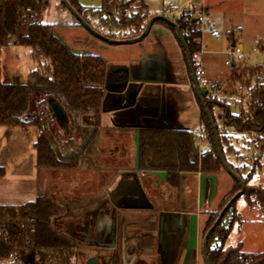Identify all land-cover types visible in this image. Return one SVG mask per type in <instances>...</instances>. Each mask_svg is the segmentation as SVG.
Returning <instances> with one entry per match:
<instances>
[{"label": "crops", "instance_id": "1", "mask_svg": "<svg viewBox=\"0 0 264 264\" xmlns=\"http://www.w3.org/2000/svg\"><path fill=\"white\" fill-rule=\"evenodd\" d=\"M248 1L250 0L200 1V9L205 12V22H217V25L224 27L232 48L238 45L243 49L240 39L245 26L252 19L244 4ZM191 5L193 3L189 4ZM43 23L55 25L56 37L73 53L103 57L96 52H76L62 37V24L50 21ZM70 26L79 28L76 19ZM235 29L238 30L237 34H233ZM213 32L218 30H212L211 35ZM212 37L219 38V32ZM255 38L258 42L264 38V34ZM199 43L203 61L208 55L220 53V46H211L204 41L203 33ZM112 46L119 48L113 55H104L107 72L124 70L128 73V80L104 86L100 131L91 160L75 169L38 167L34 149L40 133L38 128L0 126V133H7L6 144L0 150V180L8 179L9 176L10 166L5 159L7 153L10 154L14 145L22 143L21 139H31L33 141L30 146L36 158L32 154L33 159L31 163L29 161L27 169H24V164H20L22 171L18 172L22 173L15 175L14 180H25L30 172L37 171L46 187L43 195L52 197L60 194L66 213L58 223L70 233H78L84 246H93V255L89 259L96 260L99 264L100 257L106 250L109 259L117 253L120 264H205L202 244L209 216L218 212L223 201L232 193L234 179L225 170L218 174L181 173L179 186L174 189L169 185L165 172L138 169L139 130L149 128L193 132V128L202 123L198 98L189 79L181 45L166 26L154 24L141 42ZM232 66L237 64L232 63ZM202 82L219 81L203 75ZM250 89V85H245L241 94L244 103ZM206 93L209 94V91L206 90ZM81 123L85 128L92 127V116H82ZM227 128L233 129L236 137L242 136L234 128ZM200 137L204 140L206 135ZM207 147L209 149L208 142ZM27 151L28 148H25L18 157ZM89 167L91 179L85 182L83 179H73L72 190H77L73 193L64 191L52 179L55 174L63 176L60 171L65 170L76 171V175H88ZM251 183L259 184L253 179ZM19 190L17 188L5 194L25 198L24 192ZM243 199V204L240 205L238 200L235 206L239 220L230 234L235 238L230 245L226 242V246L234 247L241 243L245 253L258 254L264 251L251 252L246 251V248L248 244H259L256 234L264 231V216L258 208L249 207L245 198ZM0 205L14 206L4 201H0Z\"/></svg>", "mask_w": 264, "mask_h": 264}, {"label": "trees", "instance_id": "2", "mask_svg": "<svg viewBox=\"0 0 264 264\" xmlns=\"http://www.w3.org/2000/svg\"><path fill=\"white\" fill-rule=\"evenodd\" d=\"M68 1L96 31L114 40L137 38L148 21L157 16L150 12L144 0H103L99 9L84 8L78 0ZM48 5L49 0H0V50L11 45L28 48L30 58L36 65L29 74L28 82L22 84L16 77L11 83L4 82L0 63V126L37 127L40 132L34 144L37 166L75 169L91 160L95 151L105 84L125 83L128 73L124 70L108 73L103 57L73 53L56 37V26L42 22L43 10ZM174 21L182 32L191 56H194L201 48L199 40L202 30L197 28L199 22L186 13ZM155 24L166 26L178 40L174 27L161 21ZM77 25L82 26L78 22ZM183 54L193 85L184 50ZM247 72L255 79L246 100L248 111L224 116L225 128L232 127L247 136L248 144L258 153L251 158L252 166L246 176L245 169L229 160L232 145L226 131L220 129L211 115L223 159L245 184L242 197L249 207H257L264 216V188L249 186L261 168L264 156V66L258 65ZM207 97L208 93H203L206 103ZM50 98L56 99L68 116L70 125L67 137L48 107ZM199 107L209 149L200 153L197 135L189 130L143 128L139 130L140 171L165 172L169 185L174 189L179 186L181 173L218 174L224 171L209 121L200 103ZM208 109L212 113L209 105ZM84 115L92 116V127L82 126L81 118ZM234 183V190L223 201L220 210L210 214L204 236L223 207L240 191L239 184L235 180ZM236 203L226 212L209 238L210 264H264V252L247 254L241 243L234 247L226 246L232 228L239 220ZM65 213V205L47 195L20 206L0 205V262L75 264L78 236L76 233L67 235L55 227ZM108 264H120L119 255L115 253Z\"/></svg>", "mask_w": 264, "mask_h": 264}, {"label": "rangeland", "instance_id": "3", "mask_svg": "<svg viewBox=\"0 0 264 264\" xmlns=\"http://www.w3.org/2000/svg\"><path fill=\"white\" fill-rule=\"evenodd\" d=\"M103 0H78V3L84 8H93L99 9L102 6ZM148 4L150 12H157L161 15L164 13L165 17L174 21L182 13L188 14L194 20L199 19L198 29L202 30L204 41H206L211 46L219 47L220 53L216 55H208L204 58L205 61L201 58L200 50L192 56V60L198 59L202 61V70L205 75L211 79H216L219 82H207L201 83V77H199V86L205 88L209 91L207 97V105H209L214 118L216 119L217 124L221 130L226 131L230 145H232V153L228 155V158L236 166H241L244 170L245 176L248 174L252 162L251 158L258 153H255L252 145L248 144V138L245 135L236 137V134L233 129L225 128L224 116L227 113L233 115L240 114L241 112H247L246 102L244 103L243 97L241 94L244 92L245 85H250L251 88L255 84V79L248 75V70L253 69L254 67L261 65L264 66V38L256 42V36L259 34H264V0H250L247 3L245 2V8L248 9L252 19L245 26L244 34L240 39V43L243 45V54L242 59L237 60L234 56V47L232 48L231 43L227 41V34L224 27L217 25V22L214 24L210 22L209 24L205 22V16H201L195 11L188 12V6L190 3H193L196 10L201 8V0H144ZM172 5V10L169 6ZM187 10V11H186ZM167 11H174L176 13L175 17H172L171 14ZM204 11V10H203ZM203 19V23H202ZM50 21L55 24H62L60 33L62 37L67 41L71 47L78 53L83 52H96L106 56L115 54L117 46L108 45L105 42H102L94 38L86 29L79 26L75 28L70 26L72 22L75 21L74 16L65 8L61 0H49V5L43 10L42 22ZM175 22V21H174ZM163 26L162 24H159ZM78 26V25H77ZM217 29L219 32V38H213L211 31ZM230 33V32H229ZM238 33V30H233V34ZM255 48L257 50H255ZM263 48V50H262ZM205 49V48H204ZM105 56V57H106ZM188 60V59H187ZM234 62L237 66H232ZM193 62V61H192ZM228 62H230L228 64ZM0 63L3 67V81L6 83H11L13 78H18L19 82L25 84L28 82L29 73L36 67L34 62L30 58V50L28 48L19 47L11 45L4 48L0 52ZM198 79V78H197ZM236 94V95H235ZM249 95V94H248ZM247 95V97H248ZM247 100V99H246ZM206 102V101H205ZM212 116V115H211ZM7 133L1 131L0 133V150L1 147H4L6 144ZM200 144V152L204 153L208 150L207 139H201L200 136H197ZM22 143L14 145L10 154L7 153L5 159L9 163V176L8 179L0 180V201L4 203H9L14 206H18L21 203L26 201H32L35 197L45 194L43 190L46 189L44 182L35 173L30 172V175L26 176L25 180H14L15 175H19L18 170L20 169V164H24L27 169L28 163L33 159V155L36 158L34 151L32 150L30 144L33 140L24 138L21 139ZM28 148V153L24 152L21 157H18L22 151ZM235 156L239 158H235ZM17 160L19 163H17ZM13 163V164H12ZM17 163V165H16ZM261 168L257 170L253 180L259 184L250 183V188H264V156L261 160ZM23 166V165H22ZM16 167V169L14 168ZM105 167H108L106 165ZM88 175H76V171H60L63 172L62 175H53L52 179L56 181L57 186L61 185L62 189L67 192H76L77 190H72L74 186L71 184L73 179H83L84 182L90 180L91 169H88ZM22 171V170H21ZM69 183V184H68ZM19 188L20 192H24L25 198L21 196H7L5 192H10L17 190ZM54 188H56L54 186ZM57 201H61L60 194L53 195ZM244 199H239V204H243ZM8 205V204H7ZM257 208V207H256ZM58 223V222H57ZM56 229L61 232L69 234L68 230L63 229L60 224H56ZM78 236V233H76ZM253 236V235H252ZM235 236L232 235L228 239L227 243L230 245L234 240ZM254 237L252 238V241ZM256 240L259 244H248L246 251L251 252H261L264 251V231L257 232ZM76 241L79 245L78 254L75 259V264H89V257L93 255V246H84L82 240L79 239V236L76 237ZM104 255L101 256V261L99 264H108L109 263V253L105 250ZM8 264L6 262H0V264Z\"/></svg>", "mask_w": 264, "mask_h": 264}, {"label": "water", "instance_id": "4", "mask_svg": "<svg viewBox=\"0 0 264 264\" xmlns=\"http://www.w3.org/2000/svg\"><path fill=\"white\" fill-rule=\"evenodd\" d=\"M61 1H62V4L65 6V8L68 9V11L74 16V18L77 20V22L80 23L91 35H93L95 38L101 40L102 42H105V43L110 44V45H130V44H135V43L141 42L143 39L146 38V36L149 34L152 26L157 21L164 22V23H166V24H168V25H170V26L175 28L178 40L181 43V46H182L183 50L185 51V54H186L187 59H188V65H189L190 72H191V78H192L194 90L196 92L198 101L200 103L201 108L203 109L204 113L207 116V119L209 121L211 130H212V132L214 134L218 156H219V159L222 162L223 169L240 186V191L227 202V204L220 211V213H219L215 223L213 224V226L207 231L206 235L204 236V240H203V244H202L203 260H204L205 264H210V261H209V258H208L209 238H210L211 234L215 231V229L218 227V225L221 223L222 219L224 218V215L230 209V207L233 205V203L238 201L244 195L245 184H244L242 178L239 177L237 174H235L233 172V170L226 164V162L223 159V155L221 153L220 143H219V139H218V135H217L216 126H215V123H214V121L212 119L210 111L208 109V105H207V103L205 102V100L203 98V93H205L206 90H205L204 87H200L199 86V82H198V79H197V77L195 75V71H194V68H193L192 56H191V53H190V51L188 49V46H187L184 38H183V35H182V32H181L179 26L173 20H171V19H169V18H167V17H165L163 15H157V16L151 18L148 21V23L146 24L142 34L140 36H138L137 38H133V39H129V40H114V39H110V38L104 36L103 34L99 33L98 31H96L90 24H88L80 16V14L74 9V7L69 3L68 0H61ZM233 46H235V44H233ZM47 103H48V107H49L50 111L53 114L54 120L57 122V124L60 127V129L63 132V134L67 137L68 136L70 122H69L68 116H67L64 108L54 98L48 99ZM89 264H97V261L96 260H90Z\"/></svg>", "mask_w": 264, "mask_h": 264}, {"label": "built area", "instance_id": "5", "mask_svg": "<svg viewBox=\"0 0 264 264\" xmlns=\"http://www.w3.org/2000/svg\"><path fill=\"white\" fill-rule=\"evenodd\" d=\"M169 8L172 10L173 6L170 5ZM187 10H188V12L195 11V13H197V14H199L201 16H205V12L202 9L196 10L193 5L189 6ZM170 14H171L172 17L176 16V13L174 11H170ZM212 35H218V32H213ZM234 48H235L234 49L235 58L237 60H241L242 59V54H243V49L240 46H238V45H236ZM192 61H193L192 63H193V68H194L196 77L199 78V77L203 76L204 75V71L202 70V61L198 60V59H195V58ZM229 63L230 62H228V64ZM233 63H235L234 60H233ZM205 130H206L205 125L203 123H201V124L197 125L196 127H194L192 131H193L194 134H196L198 136H202V135L205 134Z\"/></svg>", "mask_w": 264, "mask_h": 264}, {"label": "flooded vegetation", "instance_id": "6", "mask_svg": "<svg viewBox=\"0 0 264 264\" xmlns=\"http://www.w3.org/2000/svg\"><path fill=\"white\" fill-rule=\"evenodd\" d=\"M110 260V259H109Z\"/></svg>", "mask_w": 264, "mask_h": 264}]
</instances>
